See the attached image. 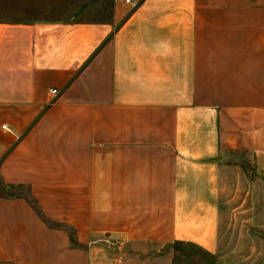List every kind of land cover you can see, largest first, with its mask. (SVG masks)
Masks as SVG:
<instances>
[{
    "label": "crops",
    "instance_id": "obj_1",
    "mask_svg": "<svg viewBox=\"0 0 264 264\" xmlns=\"http://www.w3.org/2000/svg\"><path fill=\"white\" fill-rule=\"evenodd\" d=\"M109 3L93 22L0 20V264L218 255L244 179L221 156L264 165V0Z\"/></svg>",
    "mask_w": 264,
    "mask_h": 264
},
{
    "label": "rangeland",
    "instance_id": "obj_2",
    "mask_svg": "<svg viewBox=\"0 0 264 264\" xmlns=\"http://www.w3.org/2000/svg\"><path fill=\"white\" fill-rule=\"evenodd\" d=\"M100 2L0 0V20L93 22L109 16V0ZM222 156L221 164L240 166L239 173L244 179L239 177L233 185L231 197L221 202L219 253L208 255L199 246L177 242L161 249L163 254L169 255V262L173 264H264V165L253 162L243 152L231 151ZM21 192L26 194L25 190Z\"/></svg>",
    "mask_w": 264,
    "mask_h": 264
},
{
    "label": "built area",
    "instance_id": "obj_3",
    "mask_svg": "<svg viewBox=\"0 0 264 264\" xmlns=\"http://www.w3.org/2000/svg\"><path fill=\"white\" fill-rule=\"evenodd\" d=\"M127 3H131V0H125ZM54 93H56V90L53 91ZM4 129H6V126H3ZM105 244L108 245V247H112L114 248L115 246H117L118 242L117 241H111L108 238H105L102 240Z\"/></svg>",
    "mask_w": 264,
    "mask_h": 264
}]
</instances>
